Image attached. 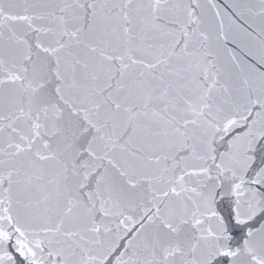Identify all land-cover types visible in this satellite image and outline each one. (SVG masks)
<instances>
[{
    "label": "snow or ice",
    "instance_id": "1",
    "mask_svg": "<svg viewBox=\"0 0 264 264\" xmlns=\"http://www.w3.org/2000/svg\"><path fill=\"white\" fill-rule=\"evenodd\" d=\"M0 264H264V0H0Z\"/></svg>",
    "mask_w": 264,
    "mask_h": 264
}]
</instances>
